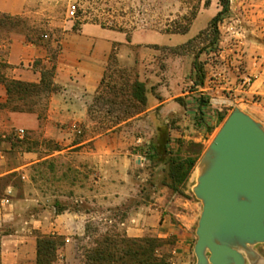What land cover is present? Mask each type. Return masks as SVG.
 I'll list each match as a JSON object with an SVG mask.
<instances>
[{
    "label": "crops",
    "instance_id": "obj_1",
    "mask_svg": "<svg viewBox=\"0 0 264 264\" xmlns=\"http://www.w3.org/2000/svg\"><path fill=\"white\" fill-rule=\"evenodd\" d=\"M66 1L0 0V15L21 20L15 26L0 27V62L10 66L2 73L8 80L40 84L43 72L52 70L56 87L48 94L46 115L41 118L37 105L31 111L6 107L7 86L0 81V264L35 263L41 235L62 237L59 262L72 264L75 254L81 253L79 242L90 221L119 220L129 237L167 238L174 231L166 184H145L144 177L150 168L160 175L168 166L165 155L151 158L153 147L162 141V127L184 124L200 115L201 103L196 105L195 92L179 85L188 74H195L194 59L182 64L184 56H176L179 76L170 66L159 72L158 57L149 50L169 45L162 42L165 33L137 30L129 34L97 22L75 26L58 7ZM255 1L260 7L243 6L242 10H257L258 35H262L264 0ZM205 14L206 10L201 11L190 30L181 33L188 34L205 21L179 45L209 26L214 17ZM232 26L230 23L229 35ZM258 48L254 52L264 56L262 39ZM113 54L121 68L136 69L131 83L139 80L145 84L146 108L106 132L89 134L91 126L101 124L96 116L98 102ZM186 64L188 72L184 71ZM231 73H227L228 88L224 85L227 92L216 99L218 102L250 106L254 94L264 93V70L256 72L258 79L246 90L236 85ZM183 111L189 114L186 118ZM247 113L263 120L255 111L248 109ZM132 121L149 127V137L136 134V124L127 125ZM20 128L26 131L23 136L10 133ZM188 204L191 217L179 212L186 226L179 228V264H190L191 229L199 220V200ZM257 252L260 262L247 258V264H264V254Z\"/></svg>",
    "mask_w": 264,
    "mask_h": 264
},
{
    "label": "rangeland",
    "instance_id": "obj_2",
    "mask_svg": "<svg viewBox=\"0 0 264 264\" xmlns=\"http://www.w3.org/2000/svg\"><path fill=\"white\" fill-rule=\"evenodd\" d=\"M74 3L77 5V14L76 17L72 18L69 12ZM224 4L225 0H67L58 5L66 12L69 19L74 20L75 26H78L81 22H97L105 27L122 30L129 34L137 30L165 33L167 36L165 34L162 36V42L169 45L163 47L152 46V49L149 50L158 57V61H155L157 70L159 72L169 70L168 66H170V70L176 71L175 75L179 76V58L176 56L182 54L184 56L182 64L191 59H194V61L197 59L198 65L205 73L203 85L196 83L198 81L197 73L188 74L185 81H179L182 89L195 92L197 106L200 105L202 100L206 101L204 115L197 113L195 114L196 120L190 119L184 124H169L170 126L162 127V133L164 131L170 138V156L177 163L184 162L185 168L188 167V162L185 163L188 157H197L198 160L195 166L191 169L187 178L183 177L181 170L180 175L173 179L169 171V165L160 175L155 174V170L150 168L151 170L149 169L144 177L145 184L158 183L159 186L166 184L165 186L168 188V199L171 202L169 218L174 231L167 238L158 237L161 239V243L156 248L155 253L159 258H165L169 264H179V228H186L179 212L191 217L192 210L188 203L195 202L197 199L193 190L198 177L196 168L226 119L236 107L245 112L250 109L263 117V120L254 118L264 127V93L254 94L250 98V106L242 107L238 103L226 105L216 100L227 92V83L229 82L227 73L232 72L236 85L241 90H246L258 79L256 72L264 70V56L254 52V49H259L261 39L264 41V30L261 32L263 36L258 35L261 27H259V16L255 15L257 10H252L249 13L242 10L243 6L255 9L259 5L257 1L245 0L242 3L241 0H229V11L223 16L217 29H208L207 27L193 39L179 45V42L196 33L198 28L204 24L205 21L202 20L194 26L191 32L181 34L185 30H190L195 18L201 11L206 10V18L208 16L213 18L223 9ZM236 6L241 9L236 11ZM230 23H233L231 35H229L231 32L229 29ZM233 56H235V60H233ZM171 57L178 60L171 62ZM184 71H189V65L187 67L186 64ZM135 73H137L135 68L129 71L121 68L115 62L110 63L100 96L101 100L98 102V113L96 114L101 124L91 126L87 131L89 134L106 132L108 129L113 128L115 123L141 113L142 106L135 104L129 97L128 84L130 85L133 81ZM245 77L251 79L250 85H242ZM225 84L227 88L224 86ZM176 88L177 86L173 89ZM48 96V93H40L23 101H14L12 105L19 103L25 108H33L34 105H37L39 113L44 117ZM188 115V112L183 111V118ZM190 117L193 116L190 115ZM202 117H204L203 120ZM135 124L134 132L136 134L149 137L151 131L144 123L132 121L127 125L132 126ZM10 133L12 135L19 134L18 130H13ZM201 209L202 206L200 205L198 217H200ZM193 212L195 215V206ZM197 226L198 221L196 219L191 229L194 238L190 247V264H197V257L193 250L197 241ZM106 233L127 235L125 226L121 225L119 220L113 222L109 220L90 221L87 224L86 235L81 237L79 242L81 253L75 254L72 264H84L85 249L93 246L95 240ZM254 248L264 254V243L256 244ZM56 262L61 264L58 258Z\"/></svg>",
    "mask_w": 264,
    "mask_h": 264
},
{
    "label": "water",
    "instance_id": "obj_3",
    "mask_svg": "<svg viewBox=\"0 0 264 264\" xmlns=\"http://www.w3.org/2000/svg\"><path fill=\"white\" fill-rule=\"evenodd\" d=\"M194 193L202 206L194 252L197 264L260 262L264 243V127L236 107L204 154Z\"/></svg>",
    "mask_w": 264,
    "mask_h": 264
},
{
    "label": "trees",
    "instance_id": "obj_4",
    "mask_svg": "<svg viewBox=\"0 0 264 264\" xmlns=\"http://www.w3.org/2000/svg\"><path fill=\"white\" fill-rule=\"evenodd\" d=\"M229 11V0H225L223 9L218 12L217 15L210 21L208 29H217L218 24L222 21L223 16ZM20 24V19L7 15H0V27H11ZM187 32L185 30L183 33ZM111 62H115L116 58L114 54L111 56ZM10 67L7 63L0 62V81L4 82L7 86L8 101L5 104L6 107H10L12 110L27 111L33 110L32 107H23L19 103L12 105L14 101H23L29 97L39 95L40 93H50L55 90V86L52 83V70L43 72V80L40 84H31L18 80H8L2 73ZM195 73H197L198 85L204 84L205 73L198 65V60L194 61ZM129 86L130 99L135 104H140L145 110L147 104L146 86L143 82L135 80ZM127 92V91H123ZM206 104V101H201L200 115H204L202 107ZM142 110V111H143ZM141 111V112H142ZM40 117L42 118L41 114ZM204 117H202V120ZM162 141L159 147H153V154L151 158L154 159L156 155L162 157L167 156L168 165L170 166V174L173 179L179 176L182 170L183 177H188L191 169L197 162V157H188L185 161L188 162V167L185 168L184 162L177 163L175 159L170 156L169 148L167 146L170 143V138L165 132L161 134ZM1 137V134H0ZM161 147V151H160ZM64 243V239L54 235H41L38 239V258L33 264H58V249ZM161 243V239L154 236H145L142 238L128 237L127 235H119L117 233H106L98 237L94 245L85 249V261L84 264H169L165 258H159L155 251Z\"/></svg>",
    "mask_w": 264,
    "mask_h": 264
},
{
    "label": "built area",
    "instance_id": "obj_5",
    "mask_svg": "<svg viewBox=\"0 0 264 264\" xmlns=\"http://www.w3.org/2000/svg\"><path fill=\"white\" fill-rule=\"evenodd\" d=\"M69 13H70V16H71L72 18L76 17V14H77V5H76L75 3L72 4ZM250 84H251V79L248 78V77H245V78L243 79V81H242V85H243V86H246V85H250ZM18 132H19V135H20V136H23V135L25 134V130H24L23 128L18 129Z\"/></svg>",
    "mask_w": 264,
    "mask_h": 264
},
{
    "label": "bare ground",
    "instance_id": "obj_6",
    "mask_svg": "<svg viewBox=\"0 0 264 264\" xmlns=\"http://www.w3.org/2000/svg\"><path fill=\"white\" fill-rule=\"evenodd\" d=\"M211 164V159L209 156L204 155L200 161V163L198 164L197 168H196V173H201L204 170H206L208 168V166H210Z\"/></svg>",
    "mask_w": 264,
    "mask_h": 264
}]
</instances>
